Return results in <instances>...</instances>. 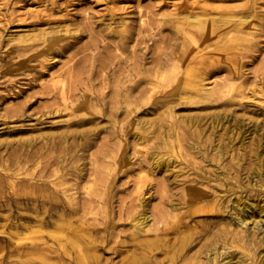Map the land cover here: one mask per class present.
Wrapping results in <instances>:
<instances>
[{"label":"bare ground","instance_id":"6f19581e","mask_svg":"<svg viewBox=\"0 0 264 264\" xmlns=\"http://www.w3.org/2000/svg\"><path fill=\"white\" fill-rule=\"evenodd\" d=\"M51 7L16 16L24 22L27 15V26L49 27L0 35L6 58H22L12 64L16 70L37 62L25 77L28 90L40 89L0 107V129L14 124L0 133V264H102L98 251L104 252L107 235L114 264H264V114L260 120L245 114L252 105V114L262 110L264 88L245 93L242 48L243 33L258 32L261 22L231 10L204 13L199 21L183 17L192 30L177 28L171 49L139 55L138 49L149 48L138 47L146 39L134 38L132 22L116 21L112 13L103 28L89 17L74 22L76 14L62 10L58 0ZM55 9L65 13L56 16ZM84 34L88 41L80 43ZM132 41L138 48L128 49ZM251 45L256 50L258 42ZM110 48L114 54L101 59ZM70 51L62 68L49 72V62ZM257 79L264 85V74ZM96 81L100 87L92 92ZM4 89L0 106L27 91L9 83ZM44 97L57 102L34 110ZM193 107L197 112L182 113ZM51 116L65 118L59 131L25 134L39 131L36 126ZM25 121L31 122L20 124ZM93 147L92 168L81 167L78 161ZM181 151L196 160L194 176L176 184L172 179L180 175L172 166L181 164ZM135 172L137 197L127 216L120 211L108 228L82 220L94 212L107 217L118 174ZM157 174L164 176L152 205L146 194Z\"/></svg>","mask_w":264,"mask_h":264},{"label":"rangeland","instance_id":"374dc122","mask_svg":"<svg viewBox=\"0 0 264 264\" xmlns=\"http://www.w3.org/2000/svg\"><path fill=\"white\" fill-rule=\"evenodd\" d=\"M18 1V2H16ZM70 1V0H69ZM110 1H113L112 4ZM58 4L64 9L66 12L70 14H76V17H71V20H74V22H80L82 18L89 17L92 21H95L100 26H104L110 22L111 14H114V19L116 21H124L132 22L134 25V38L138 37H144L146 39V43L143 45L138 46L139 48H149L148 50H137V53L140 55L141 52L146 53H153V52H159V48H163L162 52L167 51V49H171L176 41V38L178 35H176L177 28H182L189 32V30H192L191 28L187 27V24L181 20L180 18L186 17L188 20H197L199 21L203 17V14L206 13L207 17H216V16H225L229 12V10L233 11L235 14H238V16H244L245 20H251L256 19V21H260V30L258 32H254L253 30L245 31L243 33L245 42H243V50L246 52L245 60L248 62L244 66L243 70L245 72L244 75V81L248 88V90H245V93L249 91V88H252L254 86L259 87L260 89L264 88L263 83L259 82L257 77L261 74H264V69H261V63L264 60V0H105L101 2H95L94 0H75L74 2H70V4H67L61 0H58ZM73 4V5H71ZM53 8L51 7V0H0V18L4 17L5 22L0 24V35L3 36L4 39H7L8 37L12 35H28L32 33V29H45L49 26H27L30 24V18H28L27 15L24 16L26 20L24 22H18L17 21V15H20L22 13H30V12H41L44 9ZM55 15L59 16L65 13V11L61 12L57 9H55ZM86 11V12H85ZM12 14V15H11ZM174 15L170 17L169 15ZM168 15V16H166ZM237 16V17H238ZM60 19V18H59ZM58 19V20H59ZM67 19V18H65ZM6 25L7 29L1 31V28H3ZM70 23H62L61 26H68ZM51 26V25H50ZM112 27L114 25H111ZM139 26L141 29H139ZM71 29L74 28L73 26L70 27ZM120 28H116V31H118ZM198 29V27H197ZM196 29V30H197ZM194 30V29H193ZM199 31V30H197ZM201 32V31H200ZM255 34V36H253ZM203 38V34H201ZM106 38V36H105ZM252 39L258 42L256 50H254L253 46L251 45ZM88 41V36L84 34L82 40L80 43H84ZM203 40H200V43ZM187 45V44H186ZM136 47V42L132 41L131 44L128 46V49L134 50ZM7 47L3 46L0 49V93L5 94L6 91L4 89V86L9 83L11 85L20 87V88H26L27 89V77L30 75V71L27 70L28 67L38 65L37 62H32L21 65L23 70L18 71L17 68H14L13 63H18L19 60L22 58H16V59H9L6 58ZM108 52V53H106ZM72 54V51L65 54L63 57H56L54 60H51L49 63H54L53 68L49 72H54L58 69H61L63 66V63L67 61V56ZM114 54V51L112 48L109 49V51L102 52L101 51V59L107 60L109 58V55ZM124 55H127L126 52H124ZM80 56V55H78ZM77 56V57H78ZM99 56V57H100ZM252 60V62H251ZM70 64V63H69ZM10 69L9 73H7L5 76H3V70ZM14 69V71L12 70ZM2 70V71H1ZM16 71V72H15ZM2 72V73H1ZM27 75V77H25ZM225 75V72L218 73L212 80L213 82L219 81L221 78H223ZM49 76H46L44 78V81L48 80ZM243 80V79H242ZM43 82V81H42ZM100 84L96 81V84L92 86L91 91L95 92L97 89H99ZM39 87L33 88V89H27L26 92H24L21 96L18 98H12V99H4V103H2L3 107L5 105L9 104H15L18 102L23 101L24 97L27 94H31L33 92L39 91ZM107 91V90H105ZM104 91V92H105ZM168 91V90H166ZM249 95V94H248ZM254 101L260 102L262 101L259 98H255ZM54 102H57V100H50L46 97H44L40 102H37L33 105L32 108L36 111H45L46 109L43 107L49 106L53 104ZM138 106H141V104H138ZM261 111H256L255 114H252V110L256 109L253 105L248 108V111L250 113H245L248 118L251 119H258L260 120L262 118V114H264V107H260ZM31 108V109H32ZM197 107H193L191 110L190 108H187L182 113H195ZM142 109V108H141ZM211 111V110H210ZM69 112V110L67 111ZM260 113V114H259ZM148 117V116H147ZM149 118H153L151 115H149ZM65 118L60 116H51L48 119H44V123L42 125H37L36 128L40 129L39 131H29L25 134H35L38 132H53L55 130H58V128L61 126L60 121L64 120ZM29 122H20V124H29ZM98 122V121H96ZM33 123H36L33 121ZM105 121H100L98 125H104ZM14 124L8 123L5 125L2 129H0V133H3L7 131V128L12 126ZM205 126V124H204ZM88 127V126H87ZM27 129V128H26ZM30 129H34L31 127ZM262 130H260V133L264 134V126L261 127ZM60 130V129H59ZM58 130V131H59ZM105 133H101L99 135V138L97 139L96 145H99L102 141L101 137H103ZM249 141V140H247ZM151 146V143L148 142L145 145V148L149 149ZM96 147L91 148L90 150H86L84 157L78 161V164L81 167L84 168H92L91 166V159H94L92 156L93 151ZM133 148H130L128 154H132ZM119 153V152H118ZM181 155L178 157L179 161H181V164L176 165L173 164L172 168L173 171L176 174H179L177 178H173V176H170V178H173L172 180L179 184L182 180H186L188 178H191L194 176V172L192 170L193 164L196 162L194 158H191L189 156H186L184 151H181ZM118 155V154H117ZM140 158L139 154L135 155L133 160H138ZM226 162L229 164L230 160H226ZM176 165V166H175ZM264 173V172H263ZM164 175L157 174L151 181L148 183V191L146 196L152 195V205H155L158 203V198L156 191L158 189V182H160V179ZM167 176V175H166ZM137 172L132 173L128 176H124L123 174L119 173L116 178V184L114 185V191H116V197H114V200L112 201V205L110 206L109 213L107 217H105L100 212L90 214L86 217H84L82 220L91 222L92 220H98L103 223V225L108 228V222L109 220H118V214L120 211H123V213H129L131 210L132 205L135 203L132 202V199H135L137 197L135 194V188H134V182L136 181ZM168 177V176H167ZM127 216V214H126ZM264 217V216H263ZM80 225V223L76 224ZM100 226V228L103 227ZM106 234L101 232V236L104 237ZM112 236H108L103 238V241L100 245L104 247V252L98 251V254L101 256V263L104 264L106 260H109L112 258V264H114L117 261V258H113L111 251L109 250L110 247L113 246V239ZM106 240V241H105Z\"/></svg>","mask_w":264,"mask_h":264}]
</instances>
